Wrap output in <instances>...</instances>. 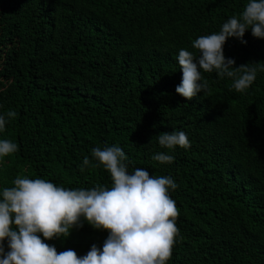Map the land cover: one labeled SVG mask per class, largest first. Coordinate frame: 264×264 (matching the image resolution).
<instances>
[{
    "label": "trees",
    "instance_id": "obj_1",
    "mask_svg": "<svg viewBox=\"0 0 264 264\" xmlns=\"http://www.w3.org/2000/svg\"><path fill=\"white\" fill-rule=\"evenodd\" d=\"M249 0H0V139L19 151L0 158V200L18 176L67 189L111 188L110 172L80 166L92 150L119 146L128 171L171 176L180 215L166 264H264V72L244 93L232 78L203 73L210 95L176 92L180 49L219 32ZM230 37L237 67L264 62V39ZM198 54V53H197ZM184 131L191 147L161 148V132ZM161 151L170 164L152 159ZM107 230L86 220L67 238H41L84 256ZM7 249V242L5 241Z\"/></svg>",
    "mask_w": 264,
    "mask_h": 264
},
{
    "label": "clouds",
    "instance_id": "obj_2",
    "mask_svg": "<svg viewBox=\"0 0 264 264\" xmlns=\"http://www.w3.org/2000/svg\"><path fill=\"white\" fill-rule=\"evenodd\" d=\"M264 39V0H249L240 16L229 18L219 32L201 36L192 45L196 53L180 49L176 57L182 70V81L176 92L187 100L199 93L210 95L203 73L215 72L232 78L236 92L244 93L254 83L264 62L250 61L235 66L225 56L224 46L230 37L243 44L246 31ZM198 53V54H197ZM17 116L15 111L0 115V133L6 123ZM161 148L187 149L191 142L182 130L161 132L156 136ZM19 151L10 139H0V158ZM95 164L87 156L80 166H103L110 172L112 186L97 184L91 188L67 189L45 179L18 176L14 186L5 188L0 200V264H166L178 242L180 211L170 191L178 188L171 176H155L148 170L128 171L127 156L119 146L92 150ZM170 164L175 157L161 151L152 157ZM87 221L94 229L107 230L103 247L93 244L84 256L74 250L57 252L45 239L67 238ZM41 234L45 239L41 238ZM7 242V249L5 247Z\"/></svg>",
    "mask_w": 264,
    "mask_h": 264
}]
</instances>
